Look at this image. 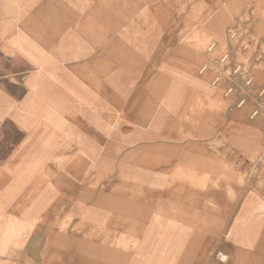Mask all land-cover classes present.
Here are the masks:
<instances>
[{"label":"rangeland","instance_id":"rangeland-1","mask_svg":"<svg viewBox=\"0 0 264 264\" xmlns=\"http://www.w3.org/2000/svg\"><path fill=\"white\" fill-rule=\"evenodd\" d=\"M0 264H264V0H0Z\"/></svg>","mask_w":264,"mask_h":264}]
</instances>
